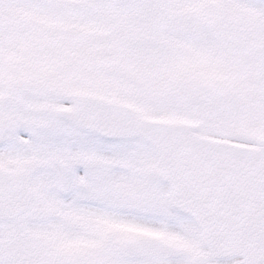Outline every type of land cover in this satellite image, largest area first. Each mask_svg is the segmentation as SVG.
<instances>
[{
	"label": "snow or ice",
	"instance_id": "6c2138e0",
	"mask_svg": "<svg viewBox=\"0 0 264 264\" xmlns=\"http://www.w3.org/2000/svg\"><path fill=\"white\" fill-rule=\"evenodd\" d=\"M0 264H264V0H0Z\"/></svg>",
	"mask_w": 264,
	"mask_h": 264
}]
</instances>
